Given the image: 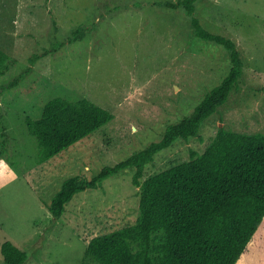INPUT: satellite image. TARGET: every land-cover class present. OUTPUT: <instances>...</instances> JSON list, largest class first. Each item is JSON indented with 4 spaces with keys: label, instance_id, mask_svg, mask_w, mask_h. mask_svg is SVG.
<instances>
[{
    "label": "rangeland",
    "instance_id": "374dc122",
    "mask_svg": "<svg viewBox=\"0 0 264 264\" xmlns=\"http://www.w3.org/2000/svg\"><path fill=\"white\" fill-rule=\"evenodd\" d=\"M177 1L0 0V49L12 61L0 85L17 80L0 97V247L12 242L27 253L25 264H81L91 238L133 225L134 169L77 194L59 219L44 203L67 177L92 176L158 141L228 73L225 49L196 37L183 8L168 5ZM194 16L235 42L243 72L199 134L157 153L142 179L202 153L219 128L264 133V0H196ZM55 97L88 99L113 118L39 163L24 119H38ZM236 264H264V250Z\"/></svg>",
    "mask_w": 264,
    "mask_h": 264
},
{
    "label": "trees",
    "instance_id": "16d2710c",
    "mask_svg": "<svg viewBox=\"0 0 264 264\" xmlns=\"http://www.w3.org/2000/svg\"><path fill=\"white\" fill-rule=\"evenodd\" d=\"M195 2L179 0L168 5L183 8L196 37L225 49L229 71L188 116L168 123L158 141L92 176L67 177L44 203L52 218L59 219L77 194L98 189L108 177L134 169L132 184L138 188L139 211L136 222L91 238L81 264H236L241 257L264 250V133L219 128L202 153L191 152L187 161L142 179L145 167L157 153L177 140L199 134L205 120L227 102L243 72L235 42L203 28L194 16ZM83 31L76 29L71 39L80 38ZM38 58L34 55L30 62ZM11 62L0 49V76ZM16 83L0 85V97ZM112 118L108 110L88 99L55 97L44 104L38 119L26 117L24 122L37 142L39 163H44ZM4 146L0 140V155ZM0 250L3 264H25L28 259L27 253L10 241H4Z\"/></svg>",
    "mask_w": 264,
    "mask_h": 264
}]
</instances>
